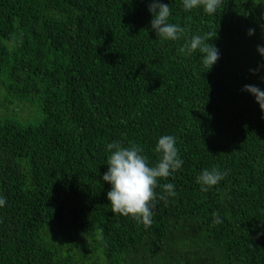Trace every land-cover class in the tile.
<instances>
[{
    "label": "trees",
    "instance_id": "1",
    "mask_svg": "<svg viewBox=\"0 0 264 264\" xmlns=\"http://www.w3.org/2000/svg\"><path fill=\"white\" fill-rule=\"evenodd\" d=\"M161 2L188 36L217 30L210 70L178 52L184 38L156 36L148 0H0V264H264V119L241 91L264 90V68L249 72L264 64V0L211 16ZM161 135L183 164L146 228L111 211L106 145L137 143L152 166ZM213 166L229 174L202 191Z\"/></svg>",
    "mask_w": 264,
    "mask_h": 264
},
{
    "label": "clouds",
    "instance_id": "2",
    "mask_svg": "<svg viewBox=\"0 0 264 264\" xmlns=\"http://www.w3.org/2000/svg\"><path fill=\"white\" fill-rule=\"evenodd\" d=\"M182 6L185 11L202 7L203 12L211 16L222 7V0H182ZM148 11L151 13V28L157 37L163 41H178L184 38L178 52L184 55L198 52L207 70L219 60V49L215 44L209 43L210 40L218 38L217 30L188 36V29L169 21L171 9L169 4L162 3L161 0H148ZM254 32V28L247 29L248 36H252ZM256 51L264 58V44H258ZM261 68H264V64H258L255 69L250 68L249 72L256 74ZM259 79L264 82V74L260 75ZM241 91L253 95L261 110V118L264 119V90L254 84H244ZM176 143L175 136L161 135L153 149L158 154V159L152 166H149L148 157L142 154L143 148L137 143L129 142V146L124 147L123 141H113L106 145L110 154L107 156L108 167L102 175V180L111 185L106 195L113 213L131 216L146 228L152 225L156 202H167L168 197L177 194L172 183H159L160 179H167L183 164ZM228 174L227 170L222 171L213 166L211 169L202 170L196 177V182L201 185L202 191H207ZM157 187L161 188L159 194L155 191ZM6 203V198L0 195V207H4ZM212 216L213 224L223 222L218 212H213Z\"/></svg>",
    "mask_w": 264,
    "mask_h": 264
},
{
    "label": "rangeland",
    "instance_id": "3",
    "mask_svg": "<svg viewBox=\"0 0 264 264\" xmlns=\"http://www.w3.org/2000/svg\"><path fill=\"white\" fill-rule=\"evenodd\" d=\"M0 92H1V88H0ZM1 111V110H0ZM39 108L37 105L32 104L31 110L26 108L23 110L21 117L22 118H27L29 121H35L39 118Z\"/></svg>",
    "mask_w": 264,
    "mask_h": 264
}]
</instances>
